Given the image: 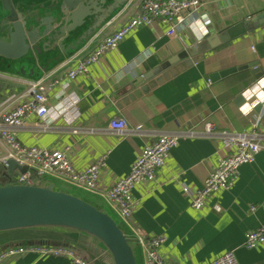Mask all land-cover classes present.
Returning <instances> with one entry per match:
<instances>
[{"label":"crops","instance_id":"crops-1","mask_svg":"<svg viewBox=\"0 0 264 264\" xmlns=\"http://www.w3.org/2000/svg\"><path fill=\"white\" fill-rule=\"evenodd\" d=\"M201 1L203 24L192 28L187 20L177 39H169L167 29L154 23L129 35L74 82L66 78L67 63L52 72L42 81L51 116L46 128H40L38 119L31 116L15 132L24 146L51 152L67 150L77 171L106 156L101 176L106 187L129 175L132 163L148 144L162 135L178 136L179 144L156 181L134 189L135 206L125 228L146 237H164L160 252L171 264H213L231 250L236 251L238 264H264V245L255 249L244 246L247 233L264 225V0ZM136 10V3L132 4L100 37L115 32ZM258 18V28L177 63L160 76H164L163 82L155 80L153 86L142 83L146 73L172 57L232 25ZM246 65L257 66L263 76L256 79L249 68L217 82L210 78L214 73ZM31 83L0 72V125L3 114L28 96ZM72 97L78 99L79 115L69 124L63 116ZM114 119L125 120L127 130L120 133L111 129ZM255 123V138L262 147L256 160L240 168L230 189L213 196L203 210L193 209L190 195L183 188L201 189L225 155L224 134L249 135ZM208 124L214 127L210 134L206 132ZM0 149L7 150L1 139ZM54 181L62 191H76L95 206L115 213L104 195ZM37 242L62 247L74 239L51 232L5 233L0 234V252L38 246ZM83 249L81 254L91 264H108L94 248ZM4 264L72 263L64 257L27 252L7 258Z\"/></svg>","mask_w":264,"mask_h":264},{"label":"water","instance_id":"water-1","mask_svg":"<svg viewBox=\"0 0 264 264\" xmlns=\"http://www.w3.org/2000/svg\"><path fill=\"white\" fill-rule=\"evenodd\" d=\"M130 2L0 0V72L33 83L42 82L82 52L124 13ZM260 24L261 18L251 19L208 37L206 42L146 73L142 83L152 86L155 80L161 83L164 76H160L177 63L232 42ZM249 68L256 79L263 76L257 66L246 65L214 73L210 78L217 82ZM27 171V167H21L13 160L8 167L0 165V234L17 231L59 233L74 239L68 245L70 248L81 253L85 246H90L108 264H141L139 250L132 246L131 233L121 225L115 213L95 206L76 191H62L50 178L40 180L36 185L10 183L12 178ZM37 244L41 246L42 243Z\"/></svg>","mask_w":264,"mask_h":264},{"label":"built area","instance_id":"built-area-1","mask_svg":"<svg viewBox=\"0 0 264 264\" xmlns=\"http://www.w3.org/2000/svg\"><path fill=\"white\" fill-rule=\"evenodd\" d=\"M201 2V0H131L124 13L132 4L138 3V6L129 21L112 34L104 37H100L99 34L82 52L66 64L69 67L66 72L68 82H74L78 77L87 75L91 66L97 64L107 52L116 49L129 35L141 27L159 23L167 29L166 36L169 39L179 37L181 26L187 20L190 21L189 26L199 28L203 24V16L200 13ZM30 85L28 96L4 113L1 118L0 139L7 150L0 149V165L8 167L9 162L13 160L19 166L28 169L25 174L12 178L10 183L36 185L40 180L50 178L64 181L82 191L102 194L112 206L121 225L124 228L129 226V219L135 206L134 189L156 181L158 173L166 167L171 151L178 146L179 137L162 135L148 144L132 163L129 175L106 187L101 182L106 166V156L100 157L86 170L77 171L67 150L51 152L36 146L27 147L17 139L15 130L23 127L29 117H36L40 128H46V123L51 119L43 82ZM78 115V99L72 97L63 118L71 124ZM109 127L123 133L127 130V123L123 119H114ZM213 128L211 124H208L206 132L212 133ZM256 128L255 123L249 135L224 134L222 144L225 155L218 160L216 168L210 173L203 187L201 189L183 188L185 193L190 195L193 209L203 210L213 196L230 189L235 184L242 166L256 160L262 149L255 138ZM140 130V128L137 129V131ZM255 209L251 207V210ZM131 238L132 246L139 249L144 258V264H171L160 252L165 243L164 237H146L136 232L131 233ZM262 245H264V225L247 233L244 243L248 249H255ZM27 252L44 257H64L72 264H91V261L81 253L68 246L52 245L8 248L0 252V264H4L9 257ZM213 264H238L236 251L231 250L221 254Z\"/></svg>","mask_w":264,"mask_h":264},{"label":"trees","instance_id":"trees-1","mask_svg":"<svg viewBox=\"0 0 264 264\" xmlns=\"http://www.w3.org/2000/svg\"><path fill=\"white\" fill-rule=\"evenodd\" d=\"M136 5L138 6V3H136ZM87 259V258H86Z\"/></svg>","mask_w":264,"mask_h":264},{"label":"bare ground","instance_id":"bare-ground-1","mask_svg":"<svg viewBox=\"0 0 264 264\" xmlns=\"http://www.w3.org/2000/svg\"><path fill=\"white\" fill-rule=\"evenodd\" d=\"M258 133V132H257ZM246 165H248V164H246ZM131 225V224H130ZM132 226V225H131Z\"/></svg>","mask_w":264,"mask_h":264}]
</instances>
